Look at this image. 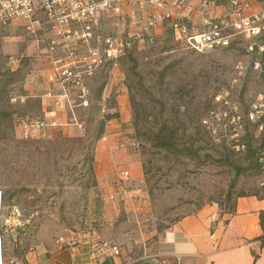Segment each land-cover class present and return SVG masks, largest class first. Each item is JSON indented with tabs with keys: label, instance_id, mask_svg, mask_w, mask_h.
I'll list each match as a JSON object with an SVG mask.
<instances>
[{
	"label": "rangeland",
	"instance_id": "rangeland-1",
	"mask_svg": "<svg viewBox=\"0 0 264 264\" xmlns=\"http://www.w3.org/2000/svg\"><path fill=\"white\" fill-rule=\"evenodd\" d=\"M108 8L98 10V29L81 21L66 32L41 12L38 24L32 17L0 26V109L12 127L0 125V242L8 263L78 236L87 244L112 240L138 264L153 258L160 235L181 217L211 203L225 211L241 192L264 197V154L262 167L252 168L258 155L245 147L264 139V57L247 51L242 36L196 53L165 24L152 30V42L128 43L137 25ZM43 92L56 95L66 117L56 132L45 122L28 132L20 119L42 120ZM116 112L95 140L99 121ZM233 114L242 127L233 128ZM136 118L146 131L175 126L178 150L138 137ZM106 136L115 149L109 169L96 159ZM12 205L19 216L9 217Z\"/></svg>",
	"mask_w": 264,
	"mask_h": 264
},
{
	"label": "built area",
	"instance_id": "built-area-1",
	"mask_svg": "<svg viewBox=\"0 0 264 264\" xmlns=\"http://www.w3.org/2000/svg\"><path fill=\"white\" fill-rule=\"evenodd\" d=\"M250 5V0H228L225 4H218L215 0H0V26L9 28L19 21L31 20L32 17L31 21L38 24L40 20L37 16L41 12L47 19L53 20L52 26L66 25V32L71 31L69 25L72 22L82 25L81 21L86 28H89V22L92 21L98 29L99 8L108 10L110 7L124 12L130 23L137 25L138 29L128 36V43L132 38L139 43L152 42V30L158 24H165L176 39L193 52L203 53L227 47L235 37L242 36L249 40L247 51L255 49L264 57V7L250 9ZM122 51L123 48L119 52ZM107 55L116 56L114 50H108ZM20 120L22 128L45 125L43 120L32 121L28 117ZM230 123L233 128L242 127L240 115L233 114ZM234 135L237 136L238 132ZM121 174L122 178H129L128 172ZM19 215V208L12 205L9 217ZM54 243L57 249L74 252L82 242L78 236H69L56 238ZM89 249L90 254L98 260L120 255L119 246L108 239L89 244ZM33 250L46 253L48 248L41 245ZM9 262L14 263V259L10 258Z\"/></svg>",
	"mask_w": 264,
	"mask_h": 264
},
{
	"label": "crops",
	"instance_id": "crops-1",
	"mask_svg": "<svg viewBox=\"0 0 264 264\" xmlns=\"http://www.w3.org/2000/svg\"><path fill=\"white\" fill-rule=\"evenodd\" d=\"M37 96L41 102L40 118L46 123V130L56 132L66 117L59 100L50 92ZM63 131L66 129L63 128ZM67 132L71 134L70 130ZM107 137L98 141L96 159L99 165L109 169L115 149L109 144ZM263 209L264 197L253 194L236 197L232 213L221 212L216 203L206 204L165 229L156 243L154 256L149 261L152 264H264V245L261 246L257 239L262 233L259 215ZM47 248L46 253L26 250L20 262L15 257L14 263H9L132 264L120 255L95 259L90 254L87 242H82L74 252L57 249L53 244L47 245ZM5 250L2 240L0 264H9L3 258Z\"/></svg>",
	"mask_w": 264,
	"mask_h": 264
},
{
	"label": "trees",
	"instance_id": "trees-1",
	"mask_svg": "<svg viewBox=\"0 0 264 264\" xmlns=\"http://www.w3.org/2000/svg\"><path fill=\"white\" fill-rule=\"evenodd\" d=\"M228 0H215L216 3L218 4H225ZM259 2H263V0H257ZM167 29H169V31L172 33L171 29L169 27H167ZM234 41V40H233ZM232 41V42H233ZM231 42V43H232ZM230 43V44H231ZM230 46V45H229ZM132 68L133 65H132ZM18 71V70H16ZM1 90V89H0ZM2 115V116H1ZM118 113H108L106 114L105 118L103 120H100L98 123V131L97 134L95 135V140L99 139L101 136V133L103 132V125H104V121L105 119H110V118H114L117 117ZM10 115H8L6 113L5 110L0 109V125L1 126H9L11 127L10 124ZM133 125L136 131V135L139 137L140 135H144V138H147L148 141L151 142V145L156 147V148H160L166 151H173V150H178V129L173 126L172 124H167V123H162L161 126H159L157 129L155 130H143V128L140 125V121L139 118L134 119L133 121ZM12 128V127H11ZM247 145H245L244 143H242V145H245L246 150H250L252 155L256 152V154L258 155L257 157L254 158V161H251L252 163H250L251 165H249L252 168H258V167H262V160L260 161L261 156L264 154V150H262L263 146H264V139H262L260 146L261 147H256L253 148L251 150V145L249 143H246ZM180 148H183L180 147ZM184 154H189L192 151H188V152H184L181 151ZM239 168V167H238ZM248 168V167H247ZM239 172V171H236ZM230 191L227 192V194H229ZM245 195L244 193H239L236 197L238 196H243ZM253 195H257L256 193H253ZM234 198L233 202L231 203L230 207L228 209H226L225 211H221L223 213H232L233 209H234V205H235V199ZM261 197V196H259ZM199 209V208H198ZM260 226L262 228V233L261 235L258 236V240L260 241L261 246L264 245V209L260 211ZM3 255V252H2Z\"/></svg>",
	"mask_w": 264,
	"mask_h": 264
},
{
	"label": "water",
	"instance_id": "water-1",
	"mask_svg": "<svg viewBox=\"0 0 264 264\" xmlns=\"http://www.w3.org/2000/svg\"><path fill=\"white\" fill-rule=\"evenodd\" d=\"M139 264H152V263L149 260H145V261L139 262Z\"/></svg>",
	"mask_w": 264,
	"mask_h": 264
},
{
	"label": "flooded vegetation",
	"instance_id": "flooded-vegetation-1",
	"mask_svg": "<svg viewBox=\"0 0 264 264\" xmlns=\"http://www.w3.org/2000/svg\"><path fill=\"white\" fill-rule=\"evenodd\" d=\"M111 35H113V34L111 33Z\"/></svg>",
	"mask_w": 264,
	"mask_h": 264
}]
</instances>
